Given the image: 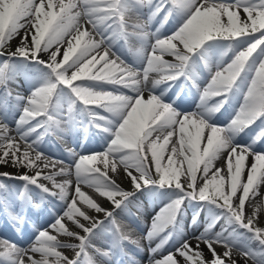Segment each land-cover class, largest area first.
<instances>
[{
	"label": "snow or ice",
	"instance_id": "1",
	"mask_svg": "<svg viewBox=\"0 0 264 264\" xmlns=\"http://www.w3.org/2000/svg\"><path fill=\"white\" fill-rule=\"evenodd\" d=\"M0 194V264H264V0H0Z\"/></svg>",
	"mask_w": 264,
	"mask_h": 264
},
{
	"label": "rangeland",
	"instance_id": "2",
	"mask_svg": "<svg viewBox=\"0 0 264 264\" xmlns=\"http://www.w3.org/2000/svg\"><path fill=\"white\" fill-rule=\"evenodd\" d=\"M131 56V53L129 54ZM62 140H58V139H55L53 138V140L50 142L49 145H46V149L51 152L53 155L57 156V157H61V155L63 154V149L67 146V144L62 141ZM94 147V145H93ZM8 171H14V169H6ZM87 190V189H85ZM2 195V194H0ZM10 199L13 200V202H15V196L12 195L10 196ZM18 207V205H17ZM152 205L150 204V202L147 200V198H145V208H144V212L145 214H151L152 212ZM8 222L12 223V221L9 219V217L5 216L4 215V212L2 209H0V226L3 227L2 223H4L6 226H8ZM13 224V223H12ZM3 229L4 231H7L8 229L7 228H1ZM13 232H14V235L13 237L16 236V232H17V227L13 224ZM0 236H3L0 234Z\"/></svg>",
	"mask_w": 264,
	"mask_h": 264
},
{
	"label": "bare ground",
	"instance_id": "3",
	"mask_svg": "<svg viewBox=\"0 0 264 264\" xmlns=\"http://www.w3.org/2000/svg\"><path fill=\"white\" fill-rule=\"evenodd\" d=\"M62 142V141H61ZM47 150V149H46ZM48 151V150H47Z\"/></svg>",
	"mask_w": 264,
	"mask_h": 264
}]
</instances>
